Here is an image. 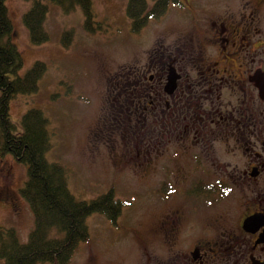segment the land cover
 <instances>
[{"label":"flooded vegetation","instance_id":"1","mask_svg":"<svg viewBox=\"0 0 264 264\" xmlns=\"http://www.w3.org/2000/svg\"><path fill=\"white\" fill-rule=\"evenodd\" d=\"M167 9L148 47L110 74L97 126L103 142L133 144L145 166L175 162L163 176L185 195L154 224L158 250L136 263L264 264V0Z\"/></svg>","mask_w":264,"mask_h":264},{"label":"rangeland","instance_id":"2","mask_svg":"<svg viewBox=\"0 0 264 264\" xmlns=\"http://www.w3.org/2000/svg\"><path fill=\"white\" fill-rule=\"evenodd\" d=\"M41 1L48 6L43 23L48 40L38 46L31 44L22 23L31 3L5 2L14 30L13 42L22 59L19 74L35 62L46 67L35 93L17 95L11 101L10 119L20 130L24 113L34 108L42 111L51 144L46 159L63 168L73 197L90 201L112 189L114 199L123 204L116 225L100 214L87 218L89 238L77 246L68 264H137L158 250L154 224L169 207L183 203L185 195L177 183L163 176L173 170L175 162L161 157L156 167L151 162L145 166L133 144L105 143L97 126L111 108L110 74L148 47L154 23L150 20L138 33H132L125 13L127 0H90L95 28L90 33L83 28L79 7L65 14L49 0ZM165 25L170 27V23ZM69 30L73 32L70 43L62 46V33ZM171 152L180 154L173 148ZM177 163L183 168L187 165L184 157ZM25 181L23 165L9 155L0 157V227L14 229L20 243L27 241L33 228L32 213L19 193ZM164 185H169L172 196L161 201L160 187ZM0 264H4L2 260Z\"/></svg>","mask_w":264,"mask_h":264},{"label":"trees","instance_id":"3","mask_svg":"<svg viewBox=\"0 0 264 264\" xmlns=\"http://www.w3.org/2000/svg\"><path fill=\"white\" fill-rule=\"evenodd\" d=\"M30 2L22 23L31 44L38 46L48 40L43 23L48 6L41 0ZM67 14L79 7L83 28H95L90 0H49ZM6 0H0V157L9 155L23 165L26 181L19 190L33 216V228L24 243H20L14 229L0 227V260L4 264H68L77 246L88 240L86 220L93 214L104 216L112 225L120 216L123 204L114 199L113 191L90 201H77L67 188L63 168L46 159L51 144L47 119L39 109H30L19 122V129L10 119V103L17 95L35 93L38 81L46 70L35 62L23 75L19 74L22 59L13 42L14 30L8 16ZM127 0L125 13L130 31L138 33L150 20L161 17L168 0ZM72 31L61 36L67 46Z\"/></svg>","mask_w":264,"mask_h":264}]
</instances>
